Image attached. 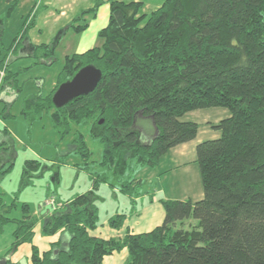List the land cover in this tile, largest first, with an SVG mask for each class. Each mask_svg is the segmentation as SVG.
Instances as JSON below:
<instances>
[{
    "label": "trees",
    "instance_id": "trees-1",
    "mask_svg": "<svg viewBox=\"0 0 264 264\" xmlns=\"http://www.w3.org/2000/svg\"><path fill=\"white\" fill-rule=\"evenodd\" d=\"M108 3L109 21L98 33L101 44L66 56L55 89L25 100L29 121L49 113L61 139L76 128L71 149L86 166L93 163L82 133L89 127L88 136L102 147L99 164L112 171L116 166L156 168L172 148L194 140L199 125L183 120L190 112L225 108L230 116L213 125L219 138L196 147L202 199H161L163 223L147 232H128L121 240L92 233L99 216L91 193L59 209L54 203L42 234L63 235L45 251L32 245L31 264H104L106 256L124 249L129 256L124 264H264V0H165L150 13L139 0ZM101 5L97 1L82 11L71 28L81 34L89 26L86 17L96 15ZM24 25L29 26L18 39L33 24ZM62 37L36 51L53 59ZM87 65L102 71L96 89L56 108L52 97L59 85ZM140 118L151 119L156 129L149 143L142 141ZM0 134L1 177L14 165L6 169L9 159H3L7 141H14L9 129ZM14 150L10 146V160ZM41 167L36 159L25 162L27 183ZM91 178L94 190L109 184L131 198L143 184L123 176L114 185L106 173L94 172ZM1 207L0 229L16 224L6 257L14 247L32 244L38 219L25 203L20 219L6 217L12 209H5L0 197ZM125 217L110 223L122 226ZM7 264H13L11 259Z\"/></svg>",
    "mask_w": 264,
    "mask_h": 264
},
{
    "label": "rangeland",
    "instance_id": "rangeland-1",
    "mask_svg": "<svg viewBox=\"0 0 264 264\" xmlns=\"http://www.w3.org/2000/svg\"><path fill=\"white\" fill-rule=\"evenodd\" d=\"M2 1L3 0H0V21L3 20V25L6 30V34L0 44V52H2L0 53V58H3L2 62H0V71H5V77L2 82L3 86L6 76L10 75L9 71L12 70L13 46L15 45L16 37L19 36L23 27L22 16H27L30 12L31 4L24 2V0H19V4L17 5L16 1L18 0H7L6 3L11 2V5L9 4L8 7H5ZM142 1H144L145 4L144 11L150 13L165 0ZM42 2L44 1L37 0L38 5L33 13L34 15L39 8L41 13ZM100 13L101 18L99 22L101 23L103 17L102 9ZM92 26L96 27L97 25ZM71 30H73V28H71ZM88 31H90L89 33H91L93 37L87 47L82 49V51L101 44L98 34L95 38V35L91 32L92 28ZM73 33L78 34L74 30ZM71 37V34L67 36V38L65 37L60 48L56 50L57 61L53 65L49 67L44 66L43 68L40 67L31 71L30 76L20 84L22 89L18 98L6 112H4L5 104L0 101V130L5 128L9 129L13 135L14 141L13 143L10 140L7 141L6 147H9V149L6 154H4L3 158L4 161L9 159V161L5 162L6 169H8V166L11 165L12 162H14V165L0 177V197L5 204V209H12L10 212L4 214L11 219H20L23 216L22 205L24 203L28 204L30 206V213L38 219L35 227V237L32 243L35 242L40 249L47 248L51 240L59 237V234H55L52 235L53 238L49 240L50 236L42 234V226L46 218L55 210L48 201H54V207L59 209L64 202L82 193H91L94 197V203L98 208L99 216L97 230L95 231L97 234L107 236L108 230L111 229V233L115 235V238H118L127 228H133L137 223L136 219L138 216H135L134 212H132L133 208H131L129 197L124 193L114 190V187L109 186V184H102L98 189L94 190L92 188L93 181L91 174L94 172L100 174L106 173L109 176L110 182L114 185L119 184L123 176L127 179L129 177H144V175H146L145 172L141 171L142 168L137 169L134 167L132 170L129 167V169H127V166H116L110 171L100 165L102 147L96 140L88 136L89 131L87 129L89 127H86L82 133L87 136L88 144L93 151V163H90L88 167L84 164L81 157L76 155L71 149L73 140L76 137V135H74V132L77 130L76 128L67 137L61 139L60 135L54 129L53 121L49 113L45 112L42 118L33 119L32 121H29L23 114L24 102L28 97L35 94L37 95L41 91L42 94L48 95L57 86L58 83L56 80L62 71L65 60L63 54L68 53L71 47L69 45H74L76 42L78 43L79 36L74 37V39ZM11 76L12 74L10 78ZM41 81L44 82V85L40 89L38 83ZM198 111L199 112H190L186 114L183 120L199 122L201 127L199 139L202 141L219 138L221 133L218 132L215 134L216 129L214 130L212 124L208 121H204L205 115L209 114L215 117L221 116V114L224 113L223 111L227 113H229V111L225 108H212ZM7 112L12 115L11 118L5 117L7 116ZM205 130L209 131L207 135L205 134ZM2 140L3 138L0 136V142ZM10 146H14L15 149L13 160H10ZM0 155H3L2 151ZM31 159L42 162V167L37 172H32V174L36 176L31 178V183L29 184L26 182L25 162ZM196 165L198 172L197 184H199L202 193H204L200 167L198 163ZM170 177L180 178L182 175ZM166 184L167 187L165 191L168 195L182 197L185 196V192H188V189L185 187L173 186L167 181ZM192 185L191 191H195L194 186L196 187L197 185L194 182ZM159 197L161 198V195H159ZM158 207L160 206H153L151 208V213L155 214ZM2 211H4V208L1 207L0 213ZM122 214L126 215L122 226H112L110 220L116 219ZM154 222L155 221L150 220L146 223V226H151L152 228L156 225ZM15 228V223L8 222L2 226V230L0 229V257L2 258H4L7 251L12 248V243L14 241L13 232ZM28 247L29 246L25 245L15 251L11 256L12 260L18 262V264H26L31 260V253H29ZM106 259L110 258L107 257ZM112 259L121 260L120 252L115 254ZM127 260H129V256L122 264L126 263Z\"/></svg>",
    "mask_w": 264,
    "mask_h": 264
},
{
    "label": "crops",
    "instance_id": "crops-1",
    "mask_svg": "<svg viewBox=\"0 0 264 264\" xmlns=\"http://www.w3.org/2000/svg\"><path fill=\"white\" fill-rule=\"evenodd\" d=\"M6 1L7 0L2 1L5 7H8L9 4L11 5V2L6 3ZM43 1L44 2H42L41 5L42 8L41 13L39 8L34 15L33 13L38 5L37 0H24V2L31 4L30 12L32 11V8L33 11L31 12L30 16H29L30 12L27 14V16L24 15L22 16L23 19L22 25L23 27L29 26V25H24L25 23L27 24L31 23L33 25L30 26V29L23 36V38L18 39L16 37L17 41L13 46L14 47L13 55H12L13 58L11 63L12 64L11 68L14 72L12 70L9 71L10 75L12 74L13 77L11 76L10 78L9 76L10 78L8 79L9 81H6L4 87H2V89L0 90V101L3 102L5 106L8 105L9 107H11L13 102L16 101L22 89L20 84L27 77L30 76L31 71L38 69L40 67L43 68L44 66L49 67L57 61L56 52L54 58L49 59L44 55V53L36 51L37 46L42 44L51 45L58 37V35L63 34V39H61L60 44L56 49L58 50L62 42H64L65 37L67 38V36H69L70 34L73 37V39L74 37L79 36L78 43L76 42L77 45L76 43L74 45L73 44L69 45L71 47L69 48L68 53L63 54V57L65 59V57L68 55L87 51V50L82 51V49H85L87 47V45L91 41V38L93 37V35H91V33H89L90 31L88 30L92 28L91 32L92 34L95 35L96 38L99 31L103 27H105L109 21V14H110V5L108 3L109 0H43ZM97 1H102V5L99 7L96 15L86 17L89 24L88 28H86V30H84L81 34L73 33V30H71V24L81 14L82 11L94 7ZM123 1H128V0H123ZM16 2L18 5L19 0ZM161 5L162 4H159L158 7H160ZM101 9H102L103 17L100 23L99 19L101 18L100 16ZM3 23H4L3 20L0 21V44L1 41L3 40V37L6 34L5 32L6 30L4 28ZM92 25H97V26L93 27ZM2 60L3 58H0V62H2ZM43 85H44L43 81L38 83V87L40 89L43 87ZM195 112H199V111L197 110L191 113H195ZM223 112L224 113H222L221 116H215V117L207 114L205 115L204 121H208L209 123L212 124L213 127V125L218 124L221 120L230 116L229 113L225 111ZM137 122H138V129L141 133L142 141L145 143L147 142L149 143L156 135V129L154 127L152 120L148 118H140V120ZM196 123L199 125V131L197 137L194 140L172 148L167 154H165L162 157L160 164L156 168L141 169V171L145 172L146 175H144V177L139 176L137 178V179H141L143 182L137 194V197L131 198L130 196L127 195L130 200L131 208H133L132 212H134L135 216H138L136 219L137 220L136 225L133 228H127L123 234H120L118 236V238H115V235L111 233V229L108 230L107 236L97 234L95 232L97 230V227L92 231L94 235L98 237H102L104 239L121 240L125 237V235L128 232L132 234H136V233L150 231L156 226L161 225L164 221L165 211L162 204L160 203L161 199H168V200L191 199L193 201H198L203 198L204 193H202L199 184H197L198 172L196 167L197 166L196 147L199 143H201L202 140L199 139V135L201 131L200 124L199 122ZM218 132L219 131L215 130V134ZM208 133L209 131L205 130V134L207 135ZM0 135L2 136V134ZM178 175H182V177L180 178L170 177V176H178ZM166 181L171 183L173 186L185 187L188 189V192H185L184 194L185 196L182 197L168 195L167 192L165 191V188L167 187ZM193 182L196 183L197 185L196 187L194 186L195 191H191L193 187L192 185ZM114 190L120 192L117 188H114ZM159 195H161V198L159 197ZM132 199L134 200L133 202ZM157 205L160 207H158L156 213L155 214L151 213V208ZM150 220L155 221L154 223H156V225L153 226L152 228L151 226H146L147 225L146 223L149 222ZM57 234H59V237L57 239L51 240L47 248L40 249L35 242L32 244L26 243L22 246L25 245L29 246L28 247L29 253H31L32 251V245L37 246L40 249V251H45L51 247L50 246L51 243L57 242L59 238H61V236L63 235L62 232H59ZM52 238L53 236H50L49 240ZM117 253L118 252H115L112 255L106 256L104 259V264H122L123 261L126 260L128 257V251L127 249H124L120 251L121 260L119 261L113 260L112 259L113 256ZM107 257L110 259H106ZM11 262L13 264H18V262H14L12 260V257H11ZM26 264H31V261L29 260Z\"/></svg>",
    "mask_w": 264,
    "mask_h": 264
},
{
    "label": "water",
    "instance_id": "water-1",
    "mask_svg": "<svg viewBox=\"0 0 264 264\" xmlns=\"http://www.w3.org/2000/svg\"><path fill=\"white\" fill-rule=\"evenodd\" d=\"M102 79V71L93 65L81 68L72 79L59 85L52 97V102L56 108H62L77 97L92 93ZM16 251L12 252L0 260V264H7L8 260Z\"/></svg>",
    "mask_w": 264,
    "mask_h": 264
},
{
    "label": "built area",
    "instance_id": "built-area-1",
    "mask_svg": "<svg viewBox=\"0 0 264 264\" xmlns=\"http://www.w3.org/2000/svg\"><path fill=\"white\" fill-rule=\"evenodd\" d=\"M5 71H0V90L2 88V82L4 80V77H5ZM49 204H51L52 206H54V201H48Z\"/></svg>",
    "mask_w": 264,
    "mask_h": 264
}]
</instances>
